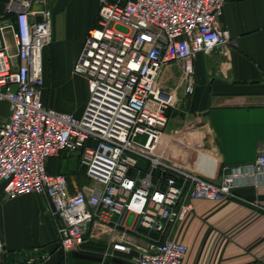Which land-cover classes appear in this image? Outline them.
<instances>
[{
  "label": "built area",
  "instance_id": "obj_1",
  "mask_svg": "<svg viewBox=\"0 0 264 264\" xmlns=\"http://www.w3.org/2000/svg\"><path fill=\"white\" fill-rule=\"evenodd\" d=\"M226 0H101L73 71L87 82L80 116L44 104L42 55L52 39L48 0H7L0 13V187L5 197H44L66 255L79 251L95 225L107 228L99 264L116 253L131 264H183L186 245L168 229L190 217L198 198L235 199L261 208L236 188L264 184V149L248 164L206 179L156 152L175 92L159 85L164 64L194 91L192 59L234 44L218 18ZM10 35L14 49L7 41ZM145 134L144 142L136 140ZM76 153L88 182L71 190L65 174L46 170L49 157ZM3 242L0 238V252ZM20 264L49 256L35 250ZM34 251V252H35ZM255 264H264L255 263Z\"/></svg>",
  "mask_w": 264,
  "mask_h": 264
},
{
  "label": "crops",
  "instance_id": "obj_2",
  "mask_svg": "<svg viewBox=\"0 0 264 264\" xmlns=\"http://www.w3.org/2000/svg\"><path fill=\"white\" fill-rule=\"evenodd\" d=\"M6 2L0 0V13ZM100 2L48 0L52 39L42 55L46 106L75 116L83 112L87 82L73 66L88 29L95 24ZM218 23L229 31L234 44L195 54L192 94L184 92L178 63L164 64L159 71V85L173 90L176 102L167 110L168 121L156 148L162 159L215 181L227 168L251 163L264 149V0H226ZM7 41L15 50L10 35ZM0 102L6 106L0 117H6L8 102ZM46 170L65 174L71 190L88 182L73 152L49 157ZM236 192L264 207V184L242 185ZM192 204L187 221L168 229L169 238L187 247L183 264L264 262V210L231 198H198ZM91 233L98 237L91 241L104 245L107 228L95 225ZM0 238V264H20L35 256L36 249L49 252L36 264H67L53 248L56 218L40 195L7 198L0 187ZM110 258L109 264L128 262L119 253Z\"/></svg>",
  "mask_w": 264,
  "mask_h": 264
},
{
  "label": "trees",
  "instance_id": "obj_3",
  "mask_svg": "<svg viewBox=\"0 0 264 264\" xmlns=\"http://www.w3.org/2000/svg\"><path fill=\"white\" fill-rule=\"evenodd\" d=\"M53 248L60 255L61 261L66 260L67 264H99L103 245L95 241L87 240L79 251L64 255L63 251L59 248L57 240H55ZM95 249L99 250L96 251ZM109 262L111 263V258L105 264H109ZM126 263L129 264L128 262Z\"/></svg>",
  "mask_w": 264,
  "mask_h": 264
},
{
  "label": "rangeland",
  "instance_id": "obj_4",
  "mask_svg": "<svg viewBox=\"0 0 264 264\" xmlns=\"http://www.w3.org/2000/svg\"><path fill=\"white\" fill-rule=\"evenodd\" d=\"M6 110V106L4 103L0 102V116L1 114ZM146 139V135L145 134H139L137 137H136V140L137 141H140V142H144ZM95 242L97 240H94Z\"/></svg>",
  "mask_w": 264,
  "mask_h": 264
}]
</instances>
